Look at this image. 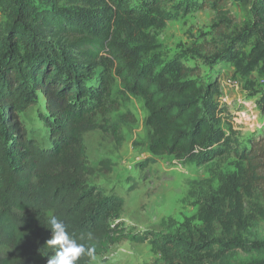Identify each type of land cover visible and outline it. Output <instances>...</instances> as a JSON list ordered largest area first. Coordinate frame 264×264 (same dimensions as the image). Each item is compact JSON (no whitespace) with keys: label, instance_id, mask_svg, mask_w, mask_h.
<instances>
[{"label":"trees","instance_id":"obj_1","mask_svg":"<svg viewBox=\"0 0 264 264\" xmlns=\"http://www.w3.org/2000/svg\"><path fill=\"white\" fill-rule=\"evenodd\" d=\"M238 1L249 16L242 28H234L230 0L171 6L169 0H0L8 20L0 26V264H32L36 255H55L46 244L51 215L84 236L95 257L130 240L162 252L161 264H264V238L128 227L121 218L124 197L90 182L96 170L84 139L95 130L119 133L110 114L117 106L113 87L120 82L121 92L142 98L148 110L151 155L204 164L231 153L246 163L249 185L264 196V135L247 147L235 146L237 139L225 137L213 119L219 80L206 81L200 66L159 69L155 58L143 57L137 40L146 23L162 27L180 11L211 9L217 37L190 49L192 58L209 68L225 60L249 71L260 66L264 76V0ZM248 44L244 66L240 48ZM41 98L44 144L22 119ZM100 164L109 170L113 163ZM92 261L83 256L78 264Z\"/></svg>","mask_w":264,"mask_h":264},{"label":"rangeland","instance_id":"obj_2","mask_svg":"<svg viewBox=\"0 0 264 264\" xmlns=\"http://www.w3.org/2000/svg\"><path fill=\"white\" fill-rule=\"evenodd\" d=\"M178 1L186 0H169L168 4ZM230 9L236 16L234 28L248 23L249 16L238 0H230ZM215 18L211 9L195 8L188 14L180 11L177 18L166 21L162 27L144 24L137 40L144 46L143 57L155 58L159 69L174 71L172 67L180 64L200 66L206 81L219 80L220 89L213 97L217 104L214 122L225 137L232 135L237 139L235 146L244 148L252 139L264 135V76L260 66L249 71L225 60L209 68L192 58L190 49L215 41ZM7 22L0 6V26ZM240 49L245 66L244 58L251 45ZM112 99L117 106L110 114V122L118 123L119 133L95 130L86 133L84 139L89 164L96 170L90 182L101 183L108 194L124 197L126 205L121 218L128 227H134L136 232L168 233L196 232L200 228L204 233L238 235L251 242L264 238V196L249 185L244 161L231 153L204 164L195 158L155 157L149 150L148 110L143 99L122 93L120 82L114 84ZM247 101L251 112L258 115L253 124L236 119ZM43 111L41 98L22 116L31 134L42 144L48 133L41 118ZM153 157L155 161L151 160ZM106 159L113 163L109 170L100 164ZM164 258L148 242L124 240L106 254L96 256L91 264H161ZM32 264H47V260L36 255Z\"/></svg>","mask_w":264,"mask_h":264},{"label":"clouds","instance_id":"obj_3","mask_svg":"<svg viewBox=\"0 0 264 264\" xmlns=\"http://www.w3.org/2000/svg\"><path fill=\"white\" fill-rule=\"evenodd\" d=\"M50 225L51 238L46 241V244L56 249L55 255L47 260V264H78L83 256H87L90 260H95V248L86 245L82 241L84 236L76 237L69 231L66 222L57 215H51L48 218ZM87 240L91 241L92 232L86 234Z\"/></svg>","mask_w":264,"mask_h":264},{"label":"built area","instance_id":"obj_4","mask_svg":"<svg viewBox=\"0 0 264 264\" xmlns=\"http://www.w3.org/2000/svg\"><path fill=\"white\" fill-rule=\"evenodd\" d=\"M245 108L244 109H241L239 110V112H237V121L240 122V121H253L251 124L255 123L257 120V113H253L251 112V107H250V103L247 101L245 102Z\"/></svg>","mask_w":264,"mask_h":264},{"label":"crops","instance_id":"obj_5","mask_svg":"<svg viewBox=\"0 0 264 264\" xmlns=\"http://www.w3.org/2000/svg\"><path fill=\"white\" fill-rule=\"evenodd\" d=\"M147 115H148V111H147ZM93 184H98V185H102L101 183H93Z\"/></svg>","mask_w":264,"mask_h":264}]
</instances>
